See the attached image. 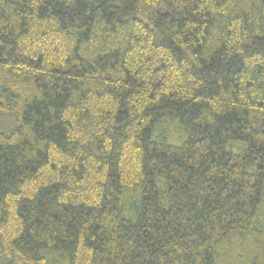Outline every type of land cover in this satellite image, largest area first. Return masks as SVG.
I'll use <instances>...</instances> for the list:
<instances>
[{"label": "trees", "instance_id": "16d2710c", "mask_svg": "<svg viewBox=\"0 0 264 264\" xmlns=\"http://www.w3.org/2000/svg\"><path fill=\"white\" fill-rule=\"evenodd\" d=\"M0 264H264V0H0Z\"/></svg>", "mask_w": 264, "mask_h": 264}, {"label": "rangeland", "instance_id": "374dc122", "mask_svg": "<svg viewBox=\"0 0 264 264\" xmlns=\"http://www.w3.org/2000/svg\"><path fill=\"white\" fill-rule=\"evenodd\" d=\"M2 120V117L0 116V121ZM12 122H13V119L11 118V119H7L6 121H5V123L4 122H0V124H4V125H10V124H12Z\"/></svg>", "mask_w": 264, "mask_h": 264}]
</instances>
